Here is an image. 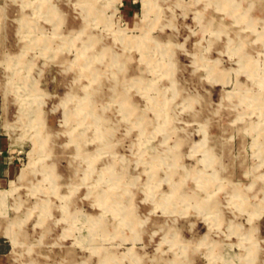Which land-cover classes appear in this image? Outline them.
I'll return each instance as SVG.
<instances>
[{
  "label": "rangeland",
  "instance_id": "rangeland-1",
  "mask_svg": "<svg viewBox=\"0 0 264 264\" xmlns=\"http://www.w3.org/2000/svg\"><path fill=\"white\" fill-rule=\"evenodd\" d=\"M0 137V264H264V0H0Z\"/></svg>",
  "mask_w": 264,
  "mask_h": 264
},
{
  "label": "crops",
  "instance_id": "crops-1",
  "mask_svg": "<svg viewBox=\"0 0 264 264\" xmlns=\"http://www.w3.org/2000/svg\"><path fill=\"white\" fill-rule=\"evenodd\" d=\"M7 141L4 137H0V149H4L6 147ZM6 150L3 152V155H0V179L9 171L11 164L7 160Z\"/></svg>",
  "mask_w": 264,
  "mask_h": 264
},
{
  "label": "bare ground",
  "instance_id": "bare-ground-1",
  "mask_svg": "<svg viewBox=\"0 0 264 264\" xmlns=\"http://www.w3.org/2000/svg\"><path fill=\"white\" fill-rule=\"evenodd\" d=\"M207 123H208V122H207ZM209 124H210V123H209ZM211 129H212V128H211ZM210 131H211V130H210ZM211 132H212V131H211ZM169 134H170V133H169ZM207 137H208V136H207ZM210 137H211V136H210ZM209 139H210V138H209ZM212 139H213V137H212ZM216 140H217V139H216ZM202 141H203V140H202ZM203 142H204V141H203ZM220 142H221V141H220ZM208 143H209V142H208ZM217 144H218V143H217ZM226 150H227V149H226ZM226 150H225V151H226ZM228 151H229V150H228ZM223 153H224V152H223ZM230 156H231V155H229V157H230ZM222 157H223V156H222ZM230 159H231V158H230ZM220 162H221V161H220ZM222 162H223V161H222ZM225 162H226V160H225ZM222 164H223V163H222ZM220 167H222V166H220ZM224 167H225V166H224ZM229 167H230V166H229ZM229 167H228V168H229ZM225 169H226V168H225ZM226 176H227V175H226Z\"/></svg>",
  "mask_w": 264,
  "mask_h": 264
}]
</instances>
